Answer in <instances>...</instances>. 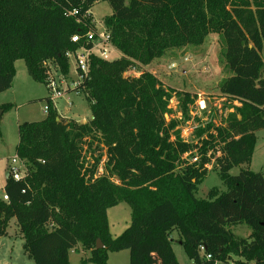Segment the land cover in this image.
<instances>
[{
    "label": "trees",
    "instance_id": "16d2710c",
    "mask_svg": "<svg viewBox=\"0 0 264 264\" xmlns=\"http://www.w3.org/2000/svg\"><path fill=\"white\" fill-rule=\"evenodd\" d=\"M102 1L112 8L104 26L122 56L92 59L89 78L78 87L92 109L88 123L59 121L49 103L44 120L19 126L16 155L27 176L6 179L0 237L15 219L36 264H70L79 245L95 264H108L109 252L124 250L129 264H179L174 234L199 264L201 246L212 256L204 264H229L234 257L235 264H264V176L248 168L231 174L250 164L256 132L264 129V0H0V93L13 87L18 60L41 84H47L50 60L67 76V54L78 48L71 38L95 29L90 10ZM74 10L77 16L66 15ZM212 33L222 37L231 74L220 92L234 112L225 127L199 128L197 143H190L165 114L176 96L188 120L193 96L167 89L147 71L125 73L172 50L199 47ZM10 107L0 106V136ZM94 143L102 151L92 153V163L84 147ZM209 166L226 191L198 199ZM121 203L131 207V223L114 239L108 210ZM238 225L251 230L248 238L232 231ZM98 240L103 249H96Z\"/></svg>",
    "mask_w": 264,
    "mask_h": 264
},
{
    "label": "rangeland",
    "instance_id": "374dc122",
    "mask_svg": "<svg viewBox=\"0 0 264 264\" xmlns=\"http://www.w3.org/2000/svg\"><path fill=\"white\" fill-rule=\"evenodd\" d=\"M93 23L106 29L105 18L112 14V8L108 2H99L90 10ZM107 30V29H106ZM109 34L110 31H108ZM223 41L221 35L212 33L205 43L199 47L189 46L181 50H172L162 58L154 59L147 66H140L142 71H147L155 76L167 89L175 92L190 93L194 102L189 107V118L184 119L182 104L175 96L169 102V111L165 114L166 122L177 121V130L181 133V138L190 143H197L196 131L205 128L208 123L215 127H225L229 115L234 112L230 108L229 99L220 92V83L230 76V72L225 66L222 55ZM118 55V54H117ZM47 65L56 71V65L50 60ZM16 74L13 87L0 93V106L10 105V109L4 114L0 136V200L3 199L6 174L12 159L16 157V148L19 141V126L25 122H39L46 118L44 107L49 96L48 88L45 84L36 82L29 74L24 60H19L16 65ZM71 75H74L75 64L71 61ZM75 77V76H74ZM69 96H64L55 101L54 107L58 110L59 121L63 123L89 122L92 116V109L84 94L69 92ZM73 93V94H71ZM67 97L70 99L66 101ZM204 101L207 109L200 111L199 102ZM234 105L238 106L237 102ZM86 121V123H88ZM210 133L216 135L215 130ZM207 135V134H205ZM257 141L249 165L234 168L231 174L236 176L241 168H248L253 172L261 173L264 176V129L256 132ZM102 150H98L97 143H94L91 150L84 147L88 161L94 162L92 153L98 155ZM193 154H197L194 151ZM189 159V155L185 156ZM106 156H103L99 168V173H105ZM194 162V161H193ZM111 180L118 184L115 177ZM216 189L219 192L226 191L219 173L209 166L208 175L198 187L196 197L207 199L209 193ZM131 207L126 203L108 210L109 222L115 223L121 219L123 224L131 222ZM232 231L240 238H248L251 230L243 225L232 227ZM173 250L181 264H191L183 247L179 242V236L173 235ZM24 238L15 219L11 220L6 229V234L0 237V264H36L24 249ZM82 247V246H81ZM83 250L72 251L70 254L71 264H95L90 261L92 253ZM130 252L128 250L108 253V264H129ZM237 259L236 257L233 258ZM232 259V263L233 262Z\"/></svg>",
    "mask_w": 264,
    "mask_h": 264
},
{
    "label": "built area",
    "instance_id": "2783aa9c",
    "mask_svg": "<svg viewBox=\"0 0 264 264\" xmlns=\"http://www.w3.org/2000/svg\"><path fill=\"white\" fill-rule=\"evenodd\" d=\"M79 12L74 10L68 12L67 16H77ZM80 20H78L79 22ZM72 42L78 45V48L74 52H69L67 57L71 61H74L75 70L74 75L69 73L67 76L63 75L59 69L52 70V67L48 65L47 72V88L49 91L47 105L44 107L46 114L49 112V103L55 105V101L66 96L70 91L79 94L78 87L89 78L92 59L97 58L99 60L111 62L117 60L115 54L118 53L117 49L113 46L111 34L106 29L101 30L100 27L95 25V29H88L83 35L77 34L73 36ZM143 71L138 67H131L125 73V76L139 77ZM75 76V77H74ZM200 111L204 112L207 107L204 101L199 102ZM188 142V141H186ZM188 156V155H186ZM192 161L197 162L198 158H194ZM193 162V163H194ZM8 173L13 177L15 181H23L27 176V166L16 155L12 159L10 166L8 167ZM4 201H8V196L4 195ZM201 264L205 261L211 260L212 256L206 253L204 246L200 247ZM191 264H199L196 261H192ZM220 264V263H216ZM229 264H235L230 262Z\"/></svg>",
    "mask_w": 264,
    "mask_h": 264
},
{
    "label": "crops",
    "instance_id": "0c3cea01",
    "mask_svg": "<svg viewBox=\"0 0 264 264\" xmlns=\"http://www.w3.org/2000/svg\"><path fill=\"white\" fill-rule=\"evenodd\" d=\"M117 52L118 53H116L115 54V56H116V58L117 59H119V58H121V56H122V54L117 50ZM118 54V55H117ZM19 61V60H18ZM18 61L15 63V67H16V65H17V63H18ZM70 71H71V69H70ZM71 94H73V93H71ZM70 95V93H68L67 94V96H69ZM70 99L67 97V99H66V101H69ZM57 110V109H56ZM58 111V110H57ZM90 120H92V118H90ZM89 120V121H90ZM3 121V120H2ZM86 121H87V119H86ZM86 121H84V122H82L83 124L84 123H86ZM88 122V121H87ZM82 123H80V124H82ZM1 127H2V123H1ZM19 142V141H18ZM18 145V144H17ZM7 175H8V170H7V174H6V179H7ZM6 179H5V183H6ZM4 186H5V184H4ZM3 191H4V187H3ZM4 197V196H3ZM3 200V199H2ZM131 223V222H130ZM109 225H110V232H111V235H112V237L115 239V238H117V237H119L129 226H130V224H128V223H124L123 224V222H122V220L121 219H118L117 221H115V223L114 224H112L111 222H109ZM79 250H83L84 252H88V251H86V250H84L82 247H81V245H79L78 246V248H77V251H79ZM74 251V250H73ZM77 251H75V252H77ZM72 253V251L70 252V254ZM177 257V256H176ZM177 260H178V262H179V259L177 258ZM192 262V261H191ZM70 264H71V257H70ZM179 264H181L180 262H179Z\"/></svg>",
    "mask_w": 264,
    "mask_h": 264
},
{
    "label": "water",
    "instance_id": "95a60500",
    "mask_svg": "<svg viewBox=\"0 0 264 264\" xmlns=\"http://www.w3.org/2000/svg\"><path fill=\"white\" fill-rule=\"evenodd\" d=\"M0 113L2 114V111L0 110ZM93 119V118H92ZM59 120V119H58ZM10 177L9 173L7 175V179ZM104 248V245L101 243L100 240L97 241V246H96V249H103Z\"/></svg>",
    "mask_w": 264,
    "mask_h": 264
}]
</instances>
